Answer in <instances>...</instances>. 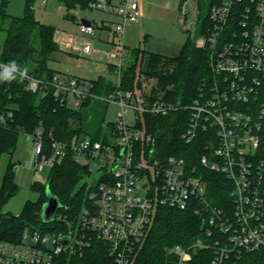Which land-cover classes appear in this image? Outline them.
I'll use <instances>...</instances> for the list:
<instances>
[{"label":"built area","instance_id":"1","mask_svg":"<svg viewBox=\"0 0 264 264\" xmlns=\"http://www.w3.org/2000/svg\"><path fill=\"white\" fill-rule=\"evenodd\" d=\"M36 2L44 5L47 0ZM88 8L118 17L109 24L110 54L117 59L115 89L107 95L93 93L91 80L57 74L48 81L25 78L27 90L35 93L50 87L67 107L78 108L89 97L117 107L114 121L105 122L111 123L108 141L89 136H75L69 142L52 139L46 156L42 130L31 136L37 171L49 169L68 148L78 162L96 172L89 180L87 203L74 220H66L64 231L30 227L16 242L0 241V264H51L61 253L80 252L95 234L108 244L113 264H133L136 247L159 205L190 207L201 217L207 236L219 234L211 245L212 264H222L230 253L264 251V0H220L210 8V23L195 44L207 48L212 77L185 105L120 87L123 36L126 27L140 18L137 0L117 4L94 0ZM78 24L86 35L97 28L81 20ZM187 26L193 27L191 21ZM83 51H92L90 43ZM181 109L189 112L182 140L192 143L201 133L207 152L199 157L200 166L226 179L222 189L228 187V199L221 206L207 199L204 174L196 166H186L179 156L160 155L154 134L147 130L145 114L166 116ZM198 246L210 247L194 243L167 248L174 258L168 264H190Z\"/></svg>","mask_w":264,"mask_h":264},{"label":"trees","instance_id":"2","mask_svg":"<svg viewBox=\"0 0 264 264\" xmlns=\"http://www.w3.org/2000/svg\"><path fill=\"white\" fill-rule=\"evenodd\" d=\"M35 1L25 0L22 16L15 17L6 12L7 0H1L0 31L5 34L0 42V61L7 63L15 60L22 68H28V75L48 81L55 74L49 62L59 51V45L54 39L55 27L35 18ZM58 1L67 11H71L75 8L87 9L94 0ZM186 1L179 0L180 11H183ZM195 1L196 21L187 31L177 55L147 52L140 44L128 49V58L118 70L122 89H141L148 94V98H161L179 105L188 104L197 96L200 86L212 76L208 50L196 46L195 39L205 33L210 23V8L220 0ZM66 16L74 20L71 13ZM144 40L145 36L142 38ZM90 80L93 82V93L107 95L116 87L113 79L107 75H98ZM39 92H42L40 97ZM108 105L89 97L80 107L71 108L61 105L50 87L33 93L26 89V79L23 82L0 83V156L3 153L13 154L20 133L32 136L38 128L42 130L46 156L51 153L52 139L69 142L75 136H89L93 140L108 141L103 128ZM188 114V110L181 109L166 116L145 114L144 120L147 130L155 136L160 155L174 154L183 158L186 166H196L204 174L207 199L221 206L228 199V187L222 189L226 179L217 172L202 168L199 163V157L207 152L205 138L201 133L192 143H185L181 138L187 126ZM106 125L111 126V123ZM91 175L89 165L78 162L73 151L67 148L65 154L49 168L46 183L34 181L31 184L38 197L27 200L21 212L13 215L1 212L3 205L19 189L15 181V162L10 161L0 186V241L16 242L23 231L30 227L53 232L66 230V220H74L87 203L90 190L87 179ZM47 185L51 193L58 197L61 206L54 221L45 224L40 212L47 200ZM218 235L207 236L201 217L192 208L159 205L145 236L136 247L133 264H168L174 258L167 253V248L194 243L208 244L210 247H196L192 251L190 264H212L215 254L211 245ZM51 264H113V257L109 255L108 244L95 234L90 244L80 252L61 253L54 257ZM222 264H264V251H244L239 256L230 253Z\"/></svg>","mask_w":264,"mask_h":264},{"label":"rangeland","instance_id":"3","mask_svg":"<svg viewBox=\"0 0 264 264\" xmlns=\"http://www.w3.org/2000/svg\"><path fill=\"white\" fill-rule=\"evenodd\" d=\"M24 1L25 0H7V14L15 17L22 16L24 10ZM148 1L150 2L151 14L150 17L144 20L146 26L145 28L150 30V32H152L153 34L152 36L157 40L165 41L167 43H175L176 46H178V44H181L187 34L186 28L182 23V15L185 11H187L188 21H191L192 26H194L197 14L196 1L187 0L184 5V11H181V13L178 9H176L178 0ZM33 9L35 18L38 21L53 25L58 32V36L64 39H68V42H70L68 44H71L73 48V50L71 51L72 54H54L55 58H53L49 62V66L55 71V74H57L59 77H76L86 80L94 79L98 75L106 74L114 81L117 80L116 75L107 73V62H105L103 58L108 47L106 46L104 41H101L104 40L103 37L101 36L102 39L98 37L99 32L97 28L93 35H86L80 32L79 25L77 23L82 17L87 18L89 21L94 20V22H96L101 19V17H104V12L92 10L89 8L83 10L76 8L73 9V11H67L66 8L58 0H47L44 5L35 1ZM67 13H71L72 15H74V20L67 17ZM99 22L100 20L96 22V24ZM4 34V31H0V42H2ZM142 38V35H138L137 28H134V26H132V30L129 32V34L127 32V34L125 35V44L129 48L138 46L139 44L141 47H145V42L142 41ZM87 42L92 46V51L88 55H84L83 46ZM65 44H67L66 40L63 45ZM127 57L128 54L125 55L123 64L125 63ZM109 66V68L112 70L113 67H111V65ZM41 95L42 92H39L38 97H40ZM116 108V105L113 103H110L108 105L105 115V122L114 121ZM106 124L107 123L103 124L105 134L107 132ZM8 157L9 155L5 153V155L1 158L0 167L5 166ZM12 161L18 163L19 170L16 180L20 185V189L15 195V198H17L16 206H18L19 203H17V201H22L26 198L34 200L37 196V193L31 190L27 183L20 180L23 171H25L26 169L31 170V168H34L35 166V158L32 153V146L31 143L27 142L26 135L24 133L19 134L16 149L12 154ZM48 170V167L45 166L43 170L37 172L40 173L42 179H45ZM95 174L96 172L92 171L91 177ZM91 177L87 180H90Z\"/></svg>","mask_w":264,"mask_h":264},{"label":"crops","instance_id":"4","mask_svg":"<svg viewBox=\"0 0 264 264\" xmlns=\"http://www.w3.org/2000/svg\"><path fill=\"white\" fill-rule=\"evenodd\" d=\"M111 3L113 4H117L119 3L121 0H110ZM137 3H138V8H139V12L141 13L140 17L141 19L139 18V20L137 22H134V23H131L129 24L126 29H125V32H124V46H125V55L128 54V49H130L126 44H125V35L129 34V32L132 30V26H134V28H137V33L138 35H142V36H145V47H143L147 52H154V53H159V54H162V55H167V56H174V55H177L178 52L180 51L181 47H182V44H178V46H176L175 43H167L165 41H161V40H157L155 37H153L152 35V32H150V30L146 29L145 27V23H144V20L147 19L148 17H150V14H151V9H150V2L148 0H137ZM178 4H179V0L177 2V5H176V9L179 10V7H178ZM76 9V8H75ZM184 9V8H183ZM186 10V9H185ZM73 11V9L71 10ZM184 11V10H183ZM182 11V12H183ZM179 12L181 13V11L179 10ZM186 12V11H185ZM86 20H88L87 18L85 17H82ZM81 18V19H82ZM80 19V20H81ZM100 20L99 23L96 24V22H98ZM98 21L94 22V20H91L90 22L93 23L96 27H97V30H98V37L100 39L101 36L103 37L104 40H101V41H104L106 46L108 47L106 52H105V56H104V61L107 62V65H106V69H107V73L108 74H111V75H115V72H112V70H115L116 69V66L115 64L117 63V59H115L110 53L112 51V48H113V44H112V35H111V29L109 27V24L111 22H115L116 20H118V17L115 16V15H111V14H106L104 15V17H101V19H99ZM89 21V20H88ZM78 23V22H77ZM79 25V24H78ZM56 29V28H55ZM96 30V29H95ZM134 30V29H133ZM144 31V32H143ZM94 34V33H93ZM92 34V35H93ZM186 38V37H185ZM54 39L57 41L58 45H59V48H60V51L56 52L57 53H65V54H72V46L71 44H68L70 42H68V39H64V38H61L60 36H58V32L57 30H55V34H54ZM65 40L67 41V44L63 45ZM185 40V39H184ZM101 43V42H100ZM65 48V49H64ZM63 51V52H61ZM109 51V52H108ZM90 53V52H89ZM89 53H85L83 51V54L84 55H88ZM97 54V53H95ZM94 54V56H95ZM53 58H55V56H53ZM125 58V56H124ZM128 58V57H127ZM123 64V63H122ZM109 65H111L112 70L109 68ZM106 75V74H105ZM108 76V75H107ZM76 78V77H75ZM114 81V80H113ZM115 82V81H114ZM26 135V134H25ZM26 140L28 143H31V146H32V138L31 136H28L26 135ZM16 149V148H15ZM15 151V150H14ZM14 153V152H13ZM32 153H33V150H32ZM7 154V153H6ZM5 155V153L1 154L0 156V161H1V158ZM9 155V154H8ZM34 156V155H33ZM12 161V155H9L8 157V160L5 164V166H1L0 167V186H1V183H2V178H3V174H4V171H5V168L7 166V164ZM4 162V161H3ZM13 162V161H12ZM32 170V171H31ZM30 169H26L25 171H23L22 173V176L20 177V180H22L23 182L27 183L29 188L31 189V184L34 182V181H37V182H41V183H45L46 182V179H47V176L45 179H42L40 173L37 172L35 166L34 168L32 167ZM19 173V170H18V163L15 162V181L16 183L18 184L16 178L18 177ZM48 174V173H47ZM18 186H20L18 184ZM20 189V187H19ZM18 189V191H19ZM32 190V189H31ZM17 191V192H18ZM16 192V194H17ZM37 193V192H36ZM15 194V195H16ZM15 195H13L2 207L1 209V212H7V213H10V214H13V215H18L25 202L27 200H30V199H25V200H22V201H17V203H19L18 206H16V199L15 198ZM38 197V193H37V196L36 198ZM35 198V199H36ZM34 199V200H35Z\"/></svg>","mask_w":264,"mask_h":264},{"label":"water","instance_id":"5","mask_svg":"<svg viewBox=\"0 0 264 264\" xmlns=\"http://www.w3.org/2000/svg\"><path fill=\"white\" fill-rule=\"evenodd\" d=\"M82 23L84 24H90L91 22L82 18ZM182 23L186 28V31L190 30V27L187 26L188 24V12H184L182 15ZM46 197L47 200L42 204L40 217L43 223L48 224L54 221L56 217L57 210L60 208L61 203L57 196L51 193L48 185L46 186ZM68 238L65 237L63 239V242H67Z\"/></svg>","mask_w":264,"mask_h":264},{"label":"clouds","instance_id":"6","mask_svg":"<svg viewBox=\"0 0 264 264\" xmlns=\"http://www.w3.org/2000/svg\"><path fill=\"white\" fill-rule=\"evenodd\" d=\"M28 68L21 67L15 60L0 63V83L23 82L28 76Z\"/></svg>","mask_w":264,"mask_h":264}]
</instances>
